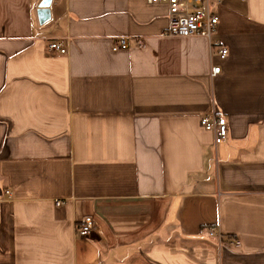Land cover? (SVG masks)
Segmentation results:
<instances>
[{
	"label": "crops",
	"instance_id": "crops-1",
	"mask_svg": "<svg viewBox=\"0 0 264 264\" xmlns=\"http://www.w3.org/2000/svg\"><path fill=\"white\" fill-rule=\"evenodd\" d=\"M42 1L0 0V264H264V0L216 4L212 47L164 4Z\"/></svg>",
	"mask_w": 264,
	"mask_h": 264
},
{
	"label": "built area",
	"instance_id": "built-area-1",
	"mask_svg": "<svg viewBox=\"0 0 264 264\" xmlns=\"http://www.w3.org/2000/svg\"><path fill=\"white\" fill-rule=\"evenodd\" d=\"M148 5L164 4L168 10V24L164 32V36L169 38H204L208 41L209 46L217 45L213 40L216 28L219 22L218 16L213 13L210 4H219L223 0H144ZM240 2H247L248 0H239ZM138 46L140 43L138 42ZM128 48V41L122 38L116 41L113 46V51L125 50ZM50 52L59 55H65L66 50L63 48L60 41H54L48 45ZM218 57L224 59L227 55L225 47H218ZM220 72L219 67H214L210 71V76L214 77ZM201 127L213 135V145L217 146L224 142L227 137L226 120L217 117L214 114L204 116L200 120ZM6 196H10V192H5ZM61 202H57L60 205ZM94 230L92 219L87 218L77 228L76 232L79 237L85 238ZM210 238L215 236L214 230L208 231ZM220 243L222 238L217 236ZM234 246H239L237 241L233 242Z\"/></svg>",
	"mask_w": 264,
	"mask_h": 264
},
{
	"label": "water",
	"instance_id": "water-1",
	"mask_svg": "<svg viewBox=\"0 0 264 264\" xmlns=\"http://www.w3.org/2000/svg\"><path fill=\"white\" fill-rule=\"evenodd\" d=\"M50 1L51 0H43L39 6L38 18L41 24L46 23L50 19L49 9H48L50 5Z\"/></svg>",
	"mask_w": 264,
	"mask_h": 264
},
{
	"label": "rangeland",
	"instance_id": "rangeland-1",
	"mask_svg": "<svg viewBox=\"0 0 264 264\" xmlns=\"http://www.w3.org/2000/svg\"><path fill=\"white\" fill-rule=\"evenodd\" d=\"M215 5H216V4H214V3H211V4H210V8H211L212 11L215 9Z\"/></svg>",
	"mask_w": 264,
	"mask_h": 264
}]
</instances>
